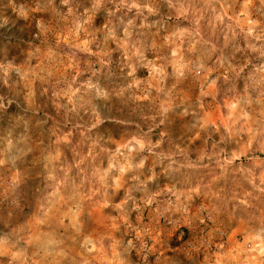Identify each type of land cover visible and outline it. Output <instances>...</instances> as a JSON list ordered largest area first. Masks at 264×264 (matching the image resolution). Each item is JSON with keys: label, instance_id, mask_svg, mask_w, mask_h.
<instances>
[{"label": "clouds", "instance_id": "clouds-1", "mask_svg": "<svg viewBox=\"0 0 264 264\" xmlns=\"http://www.w3.org/2000/svg\"><path fill=\"white\" fill-rule=\"evenodd\" d=\"M0 264H264V0H0Z\"/></svg>", "mask_w": 264, "mask_h": 264}]
</instances>
